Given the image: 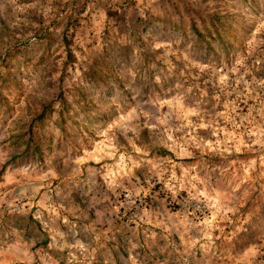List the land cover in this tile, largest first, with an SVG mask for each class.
<instances>
[{
    "label": "rangeland",
    "instance_id": "obj_1",
    "mask_svg": "<svg viewBox=\"0 0 264 264\" xmlns=\"http://www.w3.org/2000/svg\"><path fill=\"white\" fill-rule=\"evenodd\" d=\"M0 264H264V0H0Z\"/></svg>",
    "mask_w": 264,
    "mask_h": 264
},
{
    "label": "trees",
    "instance_id": "obj_2",
    "mask_svg": "<svg viewBox=\"0 0 264 264\" xmlns=\"http://www.w3.org/2000/svg\"><path fill=\"white\" fill-rule=\"evenodd\" d=\"M213 26V33H210L209 30H207V35L210 39H214L213 37L219 39V29L216 27L215 24H212ZM192 31L194 33V40H195V44H198V41H201L203 38V35L200 31H198V29L195 26H192ZM214 35V36H212ZM210 41L204 43V47L209 49V45H210Z\"/></svg>",
    "mask_w": 264,
    "mask_h": 264
}]
</instances>
